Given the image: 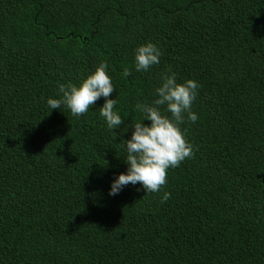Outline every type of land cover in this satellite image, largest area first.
<instances>
[{
	"label": "trees",
	"instance_id": "trees-1",
	"mask_svg": "<svg viewBox=\"0 0 264 264\" xmlns=\"http://www.w3.org/2000/svg\"><path fill=\"white\" fill-rule=\"evenodd\" d=\"M147 42L160 63L137 72ZM101 63L127 133L103 98L80 117L47 105ZM169 69L200 85L194 154L160 193L110 196ZM0 264H264V0H0Z\"/></svg>",
	"mask_w": 264,
	"mask_h": 264
},
{
	"label": "clouds",
	"instance_id": "clouds-1",
	"mask_svg": "<svg viewBox=\"0 0 264 264\" xmlns=\"http://www.w3.org/2000/svg\"><path fill=\"white\" fill-rule=\"evenodd\" d=\"M161 56L162 51L156 43L147 42L138 46L134 54L135 71L147 72L160 63ZM131 72L132 69L126 68L123 75L127 77ZM199 88L194 79L178 82L176 73L170 69L163 74L160 85L154 91L155 99L138 105L142 118L133 123L130 138L124 140L126 155L123 159L127 170L111 182L110 196L118 195L129 184H139L146 193H160L167 184L168 170L178 167L194 154L193 145L186 139L182 125L188 121L196 123L199 119L192 110ZM115 90L107 63H101L79 85L71 82L60 84L57 97H49L47 105L51 111L66 107L74 117H80L103 98L100 116L109 131L115 132L119 128L121 133H127V125L120 128L124 117L116 108L118 98H110ZM145 120L150 124L144 123ZM170 195V192L164 191L161 203L166 202Z\"/></svg>",
	"mask_w": 264,
	"mask_h": 264
}]
</instances>
